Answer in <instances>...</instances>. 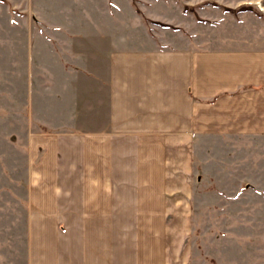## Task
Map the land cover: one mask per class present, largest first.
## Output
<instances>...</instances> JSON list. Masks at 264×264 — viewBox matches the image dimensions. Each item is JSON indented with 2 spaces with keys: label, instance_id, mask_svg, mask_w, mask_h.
<instances>
[{
  "label": "crops",
  "instance_id": "0c3cea01",
  "mask_svg": "<svg viewBox=\"0 0 264 264\" xmlns=\"http://www.w3.org/2000/svg\"><path fill=\"white\" fill-rule=\"evenodd\" d=\"M10 1L28 11L11 45L47 128L26 136V264H196L213 160L264 147V17L181 13L189 25L156 39L131 0Z\"/></svg>",
  "mask_w": 264,
  "mask_h": 264
},
{
  "label": "rangeland",
  "instance_id": "374dc122",
  "mask_svg": "<svg viewBox=\"0 0 264 264\" xmlns=\"http://www.w3.org/2000/svg\"><path fill=\"white\" fill-rule=\"evenodd\" d=\"M153 1L131 0V4L156 39L161 30L178 31L180 23L187 27L188 21L182 18L188 16L206 24L217 23L212 20L223 15L264 17L261 3L243 5L240 0H163L171 5L163 14L155 9L146 14L142 5ZM26 13L10 0H0V264H26V136L47 129L41 112L33 111V116L32 102L25 94L28 75L23 62L27 58L16 44L15 49L11 45L17 16ZM181 13L184 16L179 18ZM227 24L225 29L230 27ZM37 27H43L41 21ZM36 53L37 58H43ZM43 86L41 77L36 91H42ZM244 142L237 154L232 150L217 154L212 167L221 171L220 179L204 181L197 205L191 208L196 264H264V147Z\"/></svg>",
  "mask_w": 264,
  "mask_h": 264
}]
</instances>
